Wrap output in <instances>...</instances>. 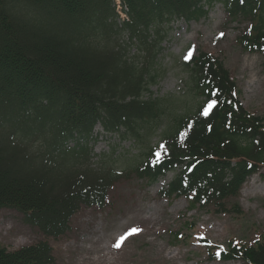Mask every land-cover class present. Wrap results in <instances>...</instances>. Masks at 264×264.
<instances>
[{
	"label": "trees",
	"instance_id": "1",
	"mask_svg": "<svg viewBox=\"0 0 264 264\" xmlns=\"http://www.w3.org/2000/svg\"><path fill=\"white\" fill-rule=\"evenodd\" d=\"M215 2L230 18L249 21L240 43L264 56V0H0V209L58 238L81 208L105 207L119 181L134 177L150 186L170 172L162 197L225 209L264 166V126L241 105L222 63L200 51L181 63L183 95L143 97L157 78L149 70L167 27L206 17ZM124 34L125 42L118 39ZM132 47L141 65L126 57ZM183 96L190 107H181ZM209 99L219 103L205 116ZM96 124L133 140L139 154L102 156L94 168ZM153 133L165 145L159 157ZM236 257L264 264V241L222 254ZM52 261L45 241L0 248V264Z\"/></svg>",
	"mask_w": 264,
	"mask_h": 264
},
{
	"label": "rangeland",
	"instance_id": "2",
	"mask_svg": "<svg viewBox=\"0 0 264 264\" xmlns=\"http://www.w3.org/2000/svg\"><path fill=\"white\" fill-rule=\"evenodd\" d=\"M249 27L243 18H230L222 4L215 2L204 18L186 22L175 19L161 43L162 51L149 71L156 74L144 98L183 95L187 75L181 63L190 50L193 56L204 51L215 56L236 86V95L246 111L258 116L264 126V56L240 43ZM221 33L223 34L221 36ZM126 34L118 39L126 41ZM126 57L141 65L143 56L130 48ZM192 99L183 96L181 107ZM91 164L98 167L102 156H137L140 146L106 134L97 125L93 130ZM150 144L165 149L158 133ZM160 145H164L160 148ZM123 162L117 167L123 168ZM173 173L147 186L131 177L116 183L109 191L105 207L81 208L71 219L69 231L58 238H44L27 225L22 215L0 209V248L14 251L45 241L52 250L50 264H249L241 257L222 259L236 244L264 241V166L249 176L225 209L191 208L185 197L161 196ZM141 229L114 247L130 228ZM209 241L211 243H209Z\"/></svg>",
	"mask_w": 264,
	"mask_h": 264
},
{
	"label": "snow or ice",
	"instance_id": "3",
	"mask_svg": "<svg viewBox=\"0 0 264 264\" xmlns=\"http://www.w3.org/2000/svg\"><path fill=\"white\" fill-rule=\"evenodd\" d=\"M223 34L221 33V36H222ZM192 55H193V51L192 50H190L189 52H188V54L185 56V59H190L191 57H192ZM218 91V90H217ZM219 103V100L218 99H209L208 101H207V103L204 105V107H203V112H202V114L203 115H205V116H207L208 114H209V112L217 105ZM164 147V145H160V148H163ZM155 155L157 156V157H159L160 155H161V153H160V151H157L156 153H155ZM139 231H141V229H138V228H135V227H133V228H130L129 229V231H127V232H125L123 235H121L120 237H119V239L117 240V242L115 243V245H114V247H116V248H119V247H121V245H122V243L129 237V236H132V235H134V234H136V233H138ZM209 243H211L210 241H209Z\"/></svg>",
	"mask_w": 264,
	"mask_h": 264
}]
</instances>
